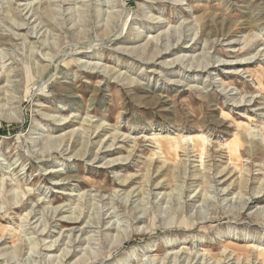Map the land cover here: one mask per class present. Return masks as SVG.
Returning <instances> with one entry per match:
<instances>
[{"label":"rangeland","instance_id":"rangeland-1","mask_svg":"<svg viewBox=\"0 0 264 264\" xmlns=\"http://www.w3.org/2000/svg\"><path fill=\"white\" fill-rule=\"evenodd\" d=\"M262 96L264 0H0V264H264Z\"/></svg>","mask_w":264,"mask_h":264},{"label":"bare ground","instance_id":"bare-ground-1","mask_svg":"<svg viewBox=\"0 0 264 264\" xmlns=\"http://www.w3.org/2000/svg\"><path fill=\"white\" fill-rule=\"evenodd\" d=\"M24 4V3H23ZM50 13V12H49ZM59 13V12H58ZM152 21H155L154 23H160V19L159 17H152L151 18ZM35 32V31H34ZM177 42H178V39H177ZM233 43V42H232ZM186 48V47H185ZM170 49H174V46L173 44H164V46H162L161 48H159L156 44L152 45L151 41H148L146 42V44L144 45H141V46H138V47H133L132 49L128 50L129 53L133 54L135 53L136 56L142 60H145L147 61L148 63L150 64H155V60H157L159 57H163V55L165 53H168L170 51ZM181 55H177L176 58H173L172 60H165L163 61L162 63H159L158 65H161V67H164V68H173L175 67L176 64V61H180V63H182V59H184L185 57H187V55H182V57L180 58ZM189 58H187V61H189L188 64L184 65L186 68L187 67H193V63H192V56H188ZM258 58V56H257ZM78 59V58H77ZM245 61L242 62V61H236L234 63V65H238L239 67L242 66V65H246L248 62H246V58H244ZM186 60V59H185ZM242 60V59H241ZM184 64V63H182ZM229 65V64H228ZM90 69L92 71H95V70H98V71H102L104 72L105 69L107 68H104V67H101L100 65H98L97 63H93L91 66H89ZM208 67V64L205 62L204 64H200L197 62V65H195L194 68H197V69H201L202 71H208L209 69H207ZM239 67L236 68V72L238 74V72H242L243 70L240 69ZM101 69V70H100ZM101 72V73H102ZM174 72V71H173ZM245 73V72H244ZM189 79V78H188ZM172 80H170V83ZM176 82V81H175ZM176 84V83H175ZM187 85V84H186ZM263 98V102L259 103V106H263V107H258L257 110H260V109H264V96H262ZM249 101H252V98L249 100ZM264 117V113L262 112V114L260 113V117ZM55 121H60L62 122L63 119H60V120H55ZM101 125H99L98 127H100ZM118 137V136H117ZM116 137L114 136L113 137V140L115 139ZM84 140V139H83ZM113 140L112 142H110V144L108 145H104L103 147L106 148V150H108V148L112 147L113 146ZM52 141V143H51ZM49 141V144L52 145L54 144V146H49V147H46V152L49 153V151H51V149H53L52 151L55 152L56 151V148H59V145H60V140L58 139H54V140H51ZM167 142V141H166ZM87 143V142H86ZM238 145V144H237ZM48 146V145H47ZM203 146V145H202ZM102 148V147H101ZM58 150V149H57ZM110 150V149H109ZM75 156H79V157H83L85 154L81 153L80 152L78 153H75L74 154ZM114 161H117V159H115ZM221 171V170H220ZM122 182H125L124 180ZM81 193V192H80ZM60 208V207H59ZM55 211L59 210L58 208H54ZM58 211V212H59ZM64 211V210H63ZM60 213V212H59ZM78 216H61L60 219H65L67 221H72V223H76L74 221H77L78 220ZM106 229V228H105ZM75 229H72V232L74 231ZM77 231L79 232V230L77 229ZM81 232V231H80ZM72 238H70V236H68V238H70L69 242H72L73 243L76 241V237L77 236L75 235V233H72ZM3 237L0 236V245L4 243V240L2 239ZM52 246V245H50ZM63 255L66 257V256H69L70 253H69V249L67 250H63ZM71 252V251H70ZM7 254V253H6ZM94 258V257H93ZM93 258L89 257V256H83V257H78L77 260H75V264H91L93 262ZM176 258V256L174 257ZM89 260H91V262H89Z\"/></svg>","mask_w":264,"mask_h":264}]
</instances>
